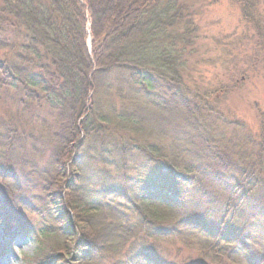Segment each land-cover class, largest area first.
<instances>
[{"label":"trees","instance_id":"16d2710c","mask_svg":"<svg viewBox=\"0 0 264 264\" xmlns=\"http://www.w3.org/2000/svg\"><path fill=\"white\" fill-rule=\"evenodd\" d=\"M177 1L3 0L0 20L15 36L3 42L10 54L0 60V93L12 90L23 108L28 100L47 107L53 117L48 126L53 147L50 172L44 168L40 173L36 164L30 171L22 166L16 171L27 177L48 174V178L56 172L55 191L56 184L63 183L59 192L45 193L48 198L43 197L39 209L23 200L19 203L39 216L37 237L48 244L41 243L36 264L50 260L59 264L68 256L79 264H102L115 256L112 264H177L154 247L134 245L122 252L132 238L141 245L151 240L180 241L213 263L226 259L234 264H264V258L256 260L264 245V204L255 199L264 198V129L257 138L260 143L255 139L244 156L216 138L209 120L220 122L218 116L210 103L200 104L183 76L189 42L171 29L182 18ZM252 6L247 0L243 15L255 24ZM257 30L262 31L259 26ZM119 101L129 104L122 102L117 110ZM125 106L132 110L125 111ZM133 107L140 111L152 107L180 119L182 137L187 134L181 137L180 152L192 165L184 169L192 179L176 176L169 164L163 165L166 158L160 148L139 146L134 153L130 144L110 141L114 128L138 125ZM12 132L9 124L3 134L4 152L16 150ZM35 150L44 155V150ZM30 154L37 155L33 150ZM109 154L120 155L124 167L130 159H142L140 170H134L138 179L129 183L134 178L116 174L113 185H99L92 175L100 171L98 165L109 161ZM8 160L0 155L4 181ZM193 168L199 181L191 176ZM52 195L61 209L53 205ZM219 196L225 197L219 201ZM19 200L13 198L14 204ZM145 205L193 209L197 216L163 228ZM129 212L136 216L135 222L129 221Z\"/></svg>","mask_w":264,"mask_h":264},{"label":"rangeland","instance_id":"374dc122","mask_svg":"<svg viewBox=\"0 0 264 264\" xmlns=\"http://www.w3.org/2000/svg\"><path fill=\"white\" fill-rule=\"evenodd\" d=\"M177 2L178 14L182 18L176 20L171 29L175 30L177 35L186 36L189 42L188 67L183 72L185 83L191 92L198 95L200 104L207 101L218 116L220 122L214 117L209 120L215 129L216 138L230 143L235 149H240L244 156L243 151L253 147L255 139L260 137V132L264 129V0H248L250 7L253 5V12H256L253 16L255 24L247 22L243 15L242 7L247 0H178ZM2 7L3 0H0V9ZM257 26L262 31H258ZM14 36V33L9 31L0 20V60L10 54L7 47L3 48L4 40L11 41ZM20 53L21 51H18L14 57ZM14 97L15 93L12 90H9L8 94L0 93V155L4 153L10 157L8 167L5 168L9 171L4 176L7 177V181L0 179V264H36L34 258L41 248V243L44 241V244L46 243L44 246L48 244L46 240L41 241L37 237L39 216L29 209H24L19 203L23 200L39 209V202L46 196L45 193L52 194V190L55 191L56 172L52 173L53 178L52 175L48 178V174L37 177V174L32 173H29L32 176L27 177V175H19L16 170L22 166L23 170L26 168L30 171L32 164L40 165V173L44 168L48 169L52 160L49 150H53L49 143L51 133L48 126L53 117L50 112L48 113L47 107L32 105L25 100L27 103L25 109L19 105L18 97L16 99ZM122 102L117 103V110ZM126 103L129 104L124 102ZM129 108L131 109V106H125L124 110ZM140 109L142 111L133 107L137 113L135 116L138 117V125L114 128L110 141L120 143L124 141L126 143L124 145H131L130 149L134 153L138 152L139 146L160 148V155L166 158V163L163 165L169 164L176 176L192 179L184 172V169L190 170L192 165L188 159H185L187 154L180 152L183 146L181 140L187 137V134L182 137L185 131L181 127L180 119L174 113L166 114L165 111L152 107H140ZM9 124L13 128L11 137H17L16 150L8 152L7 149L4 152L6 147H4L3 134ZM26 133L28 135H24ZM43 142H47V145ZM258 143L260 141L257 139L256 144ZM35 147L44 150V155L42 153L38 155ZM32 150L37 155L30 154ZM24 153L27 155L25 156ZM121 156L123 158V153ZM106 157L110 158L109 161L98 165L100 171L92 175L95 181L99 180V185L106 183L113 185L112 178L116 174L122 179L125 175L134 178L130 179L129 183L138 179L139 174L134 170H140L142 159L140 162L136 160L137 158L130 159L124 167L120 162V155L109 154ZM97 169L98 167L93 173ZM166 170L165 168L164 171ZM190 173L194 181H199L195 168ZM101 176H104L102 179L106 182L102 181ZM62 184V180L56 184L55 192H59L58 186L61 188ZM14 187L20 190L13 191ZM131 194L134 199L137 198L135 194ZM47 196L45 198H48ZM219 197L217 199L221 201L225 196ZM13 198H20L18 204H14ZM55 198H52L53 205L61 209L59 200ZM255 199L264 204V198L257 195ZM144 208L161 223L163 228L173 227L181 220L197 216L195 210L187 208L177 211L169 210L166 206L149 208L145 205ZM243 216L247 220V216ZM128 218L130 222L136 221V216L133 217L130 212ZM11 237L13 240L10 242ZM258 241L260 242L257 239ZM64 242V240L59 241L61 244ZM134 245L142 249L157 248L166 259L177 264H234L226 259L221 263L202 260L198 249L188 248L176 240L159 242L151 240L141 245L139 240L132 238L122 248V252L126 253L128 248L135 247ZM260 250L261 253L256 260L264 258V245ZM116 258L117 256L107 258L102 264H112ZM65 260L66 262L59 264H79L70 256ZM56 263L50 260L47 264Z\"/></svg>","mask_w":264,"mask_h":264},{"label":"water","instance_id":"95a60500","mask_svg":"<svg viewBox=\"0 0 264 264\" xmlns=\"http://www.w3.org/2000/svg\"><path fill=\"white\" fill-rule=\"evenodd\" d=\"M89 44H90V39L88 40Z\"/></svg>","mask_w":264,"mask_h":264}]
</instances>
